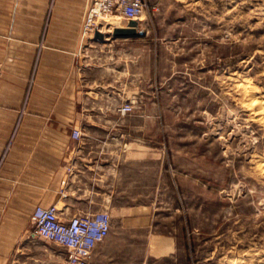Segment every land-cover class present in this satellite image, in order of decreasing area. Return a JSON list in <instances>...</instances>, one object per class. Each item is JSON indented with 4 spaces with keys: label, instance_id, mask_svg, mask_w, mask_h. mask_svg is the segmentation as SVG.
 I'll return each instance as SVG.
<instances>
[{
    "label": "crops",
    "instance_id": "crops-1",
    "mask_svg": "<svg viewBox=\"0 0 264 264\" xmlns=\"http://www.w3.org/2000/svg\"><path fill=\"white\" fill-rule=\"evenodd\" d=\"M87 5L0 0V264H65L64 247L32 234L38 205L143 219L151 206L134 202L159 200L161 37L144 35L152 56L150 43L95 41ZM125 103L143 113L119 114Z\"/></svg>",
    "mask_w": 264,
    "mask_h": 264
},
{
    "label": "rangeland",
    "instance_id": "rangeland-1",
    "mask_svg": "<svg viewBox=\"0 0 264 264\" xmlns=\"http://www.w3.org/2000/svg\"><path fill=\"white\" fill-rule=\"evenodd\" d=\"M145 2L139 29L161 37L160 195L134 202L143 219L111 218L93 264H264V119L246 109L250 91L264 102V0ZM118 39L157 51L103 43Z\"/></svg>",
    "mask_w": 264,
    "mask_h": 264
},
{
    "label": "built area",
    "instance_id": "built-area-1",
    "mask_svg": "<svg viewBox=\"0 0 264 264\" xmlns=\"http://www.w3.org/2000/svg\"><path fill=\"white\" fill-rule=\"evenodd\" d=\"M146 11L148 6L145 0H91L84 15V29L87 33H94L99 29L98 19L109 16L140 22ZM117 111L121 115L133 113L134 105L125 103L119 106ZM71 136L73 139H78L80 132L73 129ZM32 220L33 236L66 249L65 264H93L96 247L106 238L111 227L108 211L62 219L54 205L36 206Z\"/></svg>",
    "mask_w": 264,
    "mask_h": 264
},
{
    "label": "bare ground",
    "instance_id": "bare-ground-1",
    "mask_svg": "<svg viewBox=\"0 0 264 264\" xmlns=\"http://www.w3.org/2000/svg\"><path fill=\"white\" fill-rule=\"evenodd\" d=\"M142 19L143 17L140 18L141 20L140 25L141 23H143ZM120 26H124V24L119 18L116 19L114 17L109 16V17L98 19V28L104 33H111L113 28L120 27ZM253 92L250 91L248 94V101H247L248 103L246 104V109L249 111V114L252 118L263 120L264 119V102L256 101L255 99H253V95H252ZM227 263L232 264L235 262L234 260H228Z\"/></svg>",
    "mask_w": 264,
    "mask_h": 264
},
{
    "label": "water",
    "instance_id": "water-1",
    "mask_svg": "<svg viewBox=\"0 0 264 264\" xmlns=\"http://www.w3.org/2000/svg\"><path fill=\"white\" fill-rule=\"evenodd\" d=\"M124 26L113 28L112 32L109 35H106L104 32L96 29L93 33V39L95 41L103 43L107 37L116 38H129L135 36H144V32L141 31L140 22L134 19H125L122 20Z\"/></svg>",
    "mask_w": 264,
    "mask_h": 264
}]
</instances>
